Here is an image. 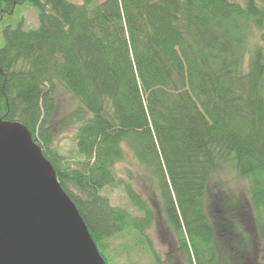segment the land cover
<instances>
[{
	"label": "trees",
	"instance_id": "16d2710c",
	"mask_svg": "<svg viewBox=\"0 0 264 264\" xmlns=\"http://www.w3.org/2000/svg\"><path fill=\"white\" fill-rule=\"evenodd\" d=\"M26 3L37 25L2 29L0 120L30 131L105 262V241L126 229L151 245L152 210L116 173L129 159L189 264L264 244V0H0V21ZM57 89L76 101L73 161L54 146ZM226 162L247 181L251 230L224 215L238 205L228 193L214 203L224 222L208 214ZM121 185L140 216L103 194ZM219 228L232 237L221 254Z\"/></svg>",
	"mask_w": 264,
	"mask_h": 264
},
{
	"label": "water",
	"instance_id": "95a60500",
	"mask_svg": "<svg viewBox=\"0 0 264 264\" xmlns=\"http://www.w3.org/2000/svg\"><path fill=\"white\" fill-rule=\"evenodd\" d=\"M0 264H106L30 131L3 120Z\"/></svg>",
	"mask_w": 264,
	"mask_h": 264
},
{
	"label": "rangeland",
	"instance_id": "374dc122",
	"mask_svg": "<svg viewBox=\"0 0 264 264\" xmlns=\"http://www.w3.org/2000/svg\"><path fill=\"white\" fill-rule=\"evenodd\" d=\"M71 1L79 3L82 0ZM36 14V9L26 3L18 5L13 14L5 15L0 21V42L3 40L2 29L6 25L16 26L18 22L23 20L24 28H33L37 25ZM54 97L56 107L51 119V126L55 133L54 146H56L58 152L64 156V159L73 161L75 144L72 138L76 130V124L70 122L67 116L75 108L76 101L63 89H57ZM134 165L135 164L130 159L127 163L120 162L117 165L116 173L120 179L131 182L135 190L148 202L152 210L153 220L151 226L146 230L151 245L147 242L145 245L139 244L137 234L130 229H126L122 233L105 241V253L108 258L106 264H155L154 255L151 252L152 250L155 251L158 257L157 259L161 264H189L186 259V254L181 248L179 235L166 221L156 193L150 189L145 190V178L135 169L136 167ZM127 169L131 173L130 176H127ZM227 193L229 196H233L235 201H238V205L234 210L232 208L227 209L224 215L228 218H232L233 216L237 218L240 217L241 225L249 226V230H251L253 223L250 221V217H252L253 211L249 203L248 184L244 178L237 174L233 164L230 162L219 163L217 172L210 177L209 193L207 197L208 202L206 201V203L208 204L211 202L210 204H212V206L207 208V211L213 220H217V222H224V220L219 219L221 216V211L219 210L220 205L218 207L214 203L221 197L223 198V195ZM103 194L108 198L112 206L125 208L133 216H140L141 213L130 204L123 189V185L105 188ZM232 212H234L233 215L230 214ZM247 227L246 230L248 229ZM249 230L246 232L248 233ZM221 231L222 229L219 228L217 243L219 242V246L225 244L229 247L232 243L230 240L232 237L225 238V236H223L224 232L222 231L221 235ZM225 245L224 247L221 246L223 249H220V254L224 252V248L226 251H229ZM246 246L249 252H246L245 257L240 254V256L236 258V260L240 258L241 263L239 262V264H264V244L260 240H254L253 238V241H251L249 245L246 244ZM236 260L234 257L231 259L227 254H225V257L222 255L219 256L217 251L212 263L238 264ZM201 262H204L202 258Z\"/></svg>",
	"mask_w": 264,
	"mask_h": 264
}]
</instances>
